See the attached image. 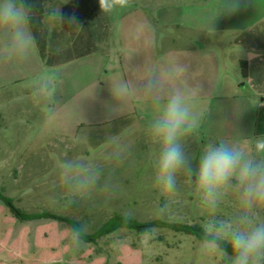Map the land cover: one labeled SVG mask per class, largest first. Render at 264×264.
Listing matches in <instances>:
<instances>
[{"label": "rangeland", "instance_id": "obj_1", "mask_svg": "<svg viewBox=\"0 0 264 264\" xmlns=\"http://www.w3.org/2000/svg\"><path fill=\"white\" fill-rule=\"evenodd\" d=\"M197 1L174 3L186 10ZM160 3L173 5L172 0H129L127 5L102 11L109 35L97 51L55 66L42 63L35 44L26 60L7 57L0 46V189L18 208L70 217L86 225V233H93L113 213L139 222L159 219L202 227L207 210L199 206L187 175L178 177L177 191L167 196L153 186L156 144L150 124L157 113L143 94L142 83L155 79L165 90H175L176 65L164 57L162 41L191 32L195 43H200L207 36L202 30L164 26ZM53 8H60L65 18L75 7L69 0L44 4L43 23L50 34L58 31L55 48L64 51L76 26L65 30V22H49L47 15ZM222 65L225 73L235 74L230 57ZM44 76L55 80L51 101L33 95L35 82ZM244 88L239 84L221 100L208 98L192 104L185 99L199 119V126L184 137L194 166L208 143L223 139L254 146L255 140L247 137L251 130L247 125L251 117L253 125L256 113L246 108L242 126L238 112L247 102ZM113 106L119 111L110 118L107 111ZM77 155L102 171L96 188L66 207L58 163ZM164 203L168 207L161 214L158 209ZM236 209L235 199L226 198L217 215L227 219ZM69 230L56 222L20 223L0 204V260L28 264L50 254L68 260L83 255L88 261L102 257L103 264H123L120 247L126 246L133 252L126 261L135 264H221L218 256L200 251L201 241L194 236L168 229L154 228L149 234L120 230L100 239L97 246L84 243L78 250L70 243ZM8 251L18 256L11 259Z\"/></svg>", "mask_w": 264, "mask_h": 264}, {"label": "clouds", "instance_id": "obj_2", "mask_svg": "<svg viewBox=\"0 0 264 264\" xmlns=\"http://www.w3.org/2000/svg\"><path fill=\"white\" fill-rule=\"evenodd\" d=\"M128 3L129 0H99L101 11ZM30 16L31 7L24 0H0V46L7 57L28 59L34 47L28 27ZM47 19L59 20L60 24L66 22L69 26L75 24L73 17L65 20L61 16L60 8L51 9ZM55 87L53 77H41L35 82L33 95L51 101ZM141 90L157 113L150 124L156 144L153 186L161 196H167L177 191L178 177L187 175L199 206L207 210L200 251L218 256L221 264H264V136L257 137L252 148L223 139L208 143L194 166L184 137L199 126V119L184 95L178 90H165L155 79L145 80ZM118 111L113 106L107 114L111 118ZM58 168L66 189V207L91 193L102 171L90 165L83 155L59 161ZM226 198L237 202L235 213L227 219L217 215ZM167 207L164 203L158 211L162 214ZM69 231L70 243L78 250L84 244L82 237L87 227L80 224Z\"/></svg>", "mask_w": 264, "mask_h": 264}, {"label": "crops", "instance_id": "obj_3", "mask_svg": "<svg viewBox=\"0 0 264 264\" xmlns=\"http://www.w3.org/2000/svg\"><path fill=\"white\" fill-rule=\"evenodd\" d=\"M174 1L172 0L173 5L167 7L160 3L159 12L163 25L178 31L183 27L189 31L202 30L207 35L203 36L200 43H195L191 32L183 37H167L166 43L163 42L165 40L162 41L164 57L176 65L178 80L175 90L180 91L192 104H196L204 103L208 98L221 100L223 96L236 91L240 84L245 87L247 93V102L238 110L242 126L243 117L247 113L246 108L256 113L253 125L252 117L251 121H248L247 128L251 130L247 137L255 140L264 136V99H257L260 96L264 98V0H198L199 4L186 10H181ZM185 1L187 0H182ZM229 4L236 6L227 9ZM102 43H99V46ZM228 57L236 67L234 75H228V72L223 71L222 64ZM226 93L227 95H224ZM120 251L123 257L121 263H134L126 261V256L131 258L132 255L130 247L121 246ZM7 253L11 259L18 256L10 251ZM103 263L102 257L88 261L81 255L68 260L50 254L28 264ZM0 264L7 263L0 260Z\"/></svg>", "mask_w": 264, "mask_h": 264}, {"label": "trees", "instance_id": "obj_4", "mask_svg": "<svg viewBox=\"0 0 264 264\" xmlns=\"http://www.w3.org/2000/svg\"><path fill=\"white\" fill-rule=\"evenodd\" d=\"M46 1L24 0L31 7L29 30L34 38L39 57L47 66H55L95 53L97 45L108 38V23L98 3L94 0H69L75 8L65 14V20L73 17L76 27L74 30H70V26L65 22L67 29L70 30L71 43L68 45L69 49L60 51L55 48L54 35L56 32L50 34L43 23ZM243 75L245 76V74ZM0 204L20 223L56 222L64 224L70 229L81 224L75 219L48 210L33 213L25 212L15 205L12 198L5 195L3 189H0ZM154 228L184 233L194 236L200 241L203 239V229L199 225L166 222L159 219L139 222L119 213H113L93 233H85L82 238L85 244L97 246L100 239L119 230H129L136 234H149Z\"/></svg>", "mask_w": 264, "mask_h": 264}]
</instances>
